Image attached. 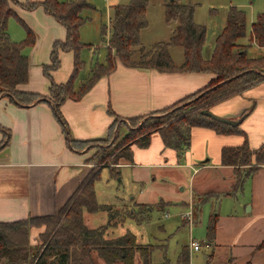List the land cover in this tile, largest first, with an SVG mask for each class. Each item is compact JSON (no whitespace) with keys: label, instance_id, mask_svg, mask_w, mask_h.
<instances>
[{"label":"trees","instance_id":"16d2710c","mask_svg":"<svg viewBox=\"0 0 264 264\" xmlns=\"http://www.w3.org/2000/svg\"><path fill=\"white\" fill-rule=\"evenodd\" d=\"M147 0H132L126 5L113 6L110 19V35L107 38V60L103 65H95L89 77L77 90L74 82L84 65L79 60V52L84 47L79 40V29L85 23L82 13L90 9L86 0L57 2L40 0L19 2L18 0H0V97L18 106H30L46 102L52 104L54 117L68 147L74 151L84 149L89 143H108L112 149L99 150L91 159L92 170L78 186L66 203L55 213L23 220L0 222V264H154L153 245H140L130 232L116 238H107L106 232L116 227L126 218L141 222L142 212L150 207L139 205L131 213L121 212L112 205L96 203L94 183L99 178V170L117 164L121 159L132 161L133 144L147 147L150 136L159 133L165 148L173 149L179 164L189 148L190 130L194 127L209 128L218 134H236L243 137V143L236 147H224L221 150V165L233 168V191L242 187L246 178L252 177L264 167V142L252 149L246 133L239 128L242 120L249 114L252 106L234 121L236 127L217 122L202 112H210V107L236 94L256 86L264 81V58L251 59L246 56L248 45H241L238 40L245 35V14L235 7L231 8L225 27L215 41L214 49L207 60L202 58V49L206 35L205 27L194 23V9L190 5L180 4L178 0H166V22H175L176 26L168 42H158L145 51L140 43V31L146 27L145 19ZM21 7L31 12L42 8L65 30L64 40H55L51 45L50 62L42 66V71L49 80L48 92L42 95L27 91L21 87L29 80V58L23 53L25 47L33 46L35 34L22 20L16 8ZM14 18L23 27L25 39L22 42L11 40L7 29L8 21ZM104 32V31H103ZM250 41L264 47V12L257 14L251 25ZM170 47H180L184 60L175 65L170 54ZM60 52L73 54V70L66 82L54 83L52 71L60 67ZM136 55V59L133 56ZM117 63L128 68L157 70L159 72L209 73L210 82L200 90L186 96L173 105L144 116L121 118L110 109L108 114L114 118L105 138L91 141L75 140L69 134L67 124L60 112V105L68 100L81 98L101 77L109 75ZM129 121L135 129L126 132L120 138L114 128L118 121ZM3 140L0 149L8 145L9 131L0 126ZM115 136V138H114ZM114 139V140H113ZM113 140V142H112ZM111 142V143H110ZM112 175L119 173L112 170ZM208 195H196L192 198V209L197 215L199 208L208 200ZM107 213V222L97 228L89 229L83 222V211ZM218 214H211L207 226V237L211 241L215 236ZM43 227L35 245L30 243V230ZM181 264H188L186 250L180 254Z\"/></svg>","mask_w":264,"mask_h":264},{"label":"crops","instance_id":"0c3cea01","mask_svg":"<svg viewBox=\"0 0 264 264\" xmlns=\"http://www.w3.org/2000/svg\"><path fill=\"white\" fill-rule=\"evenodd\" d=\"M17 12L24 13L18 10ZM50 17H46L47 23L53 21L59 25ZM59 27L49 44L48 52L46 51L47 56L43 55L40 60L38 59L40 66L49 64L52 43L65 38L64 28L60 25ZM253 44L260 50L264 49L256 43ZM249 48L250 45L245 50L248 58H264L263 55L257 57L248 55ZM59 58L60 67L51 72L52 80L57 84L66 82L73 70L71 52H60ZM38 60L35 65L38 64ZM31 62L29 59V80L21 88L45 95L48 92L49 80L40 73V77L33 84ZM80 72L74 82L75 90L89 77L85 69ZM212 77L213 75L209 73L159 72L154 69L128 68L117 63L116 68L108 76L98 79L81 98L68 99L59 109L73 139L79 141L102 139L107 136L114 121L108 114V109L123 119L144 116L169 107L200 90ZM251 106L249 114L242 120L239 128L246 133L250 147L255 149L264 142V81L213 104L210 112L221 118L237 120ZM0 126L10 134L8 145L0 149V222L23 220L57 212L92 170V166L86 161L87 155L84 150L74 151L68 147L50 103L40 102L24 107L0 97ZM2 140L3 134L0 132V141ZM242 143L243 137L240 135L218 134L209 128L194 127L190 130L189 148L182 163L179 164L176 152L165 148L159 133H153L146 148L131 146V162L121 159L117 164L99 170L98 173L107 171L110 178L117 179L119 183H122L120 176L127 172L125 184L139 187L137 194H131L124 200L119 199L117 205H104L115 206V209L124 212L129 208L137 210L139 205L151 208L160 201L168 202L154 195L153 197L150 190L164 182V176L176 168L192 170L190 177L192 180L190 184L188 183L190 198L186 203L192 204L196 191L194 182H197L198 189L204 191L209 188L213 174L219 171L228 174L227 177L226 175L222 177V181L234 180L233 168L221 165V150L224 147L240 146ZM113 169L119 173V177L112 175ZM260 171H264V167L258 170L259 173ZM258 172L252 176L253 180ZM254 189L256 194V188ZM260 213H264L263 209L255 207V203H252L243 216L227 220L226 226L221 218H218L215 236L209 244L212 253L205 258H209L211 264H264V217H259ZM85 214L89 216L95 213L83 211L84 225L93 229L85 224L87 219ZM124 221L118 223L116 227ZM222 223L223 226L220 225ZM116 227L108 229L106 237L110 232L113 235ZM227 230L232 233L228 232V235H225ZM42 231L41 227L30 230L32 245L37 243L38 235ZM150 245L154 246L152 252L154 264H181L180 254L183 250L176 261L171 263L166 257L163 242Z\"/></svg>","mask_w":264,"mask_h":264},{"label":"rangeland","instance_id":"374dc122","mask_svg":"<svg viewBox=\"0 0 264 264\" xmlns=\"http://www.w3.org/2000/svg\"><path fill=\"white\" fill-rule=\"evenodd\" d=\"M20 1L26 2L25 0ZM56 1L66 2L73 0ZM131 1L132 0H86L91 8L82 13V16L85 18V23L79 29V40L84 44V47L79 52V60L84 64L81 68L82 71L85 69L87 73H90L95 65H104L106 63L108 53L107 38L110 35L109 24L113 14V6L126 5ZM178 2L180 4L192 6L194 9V23L205 27L206 35L202 49L203 60L209 59L214 49L216 38L225 27L229 11L233 7L242 10L246 19L245 35L238 40V43L248 45V47L250 45L247 51L248 55L253 57L259 55L264 56V49L260 50L253 44L254 42L252 43L250 41L251 24L256 20L257 14L264 12V0H178ZM165 6L166 0H147L145 14L147 25L140 31V43L145 51L151 49L158 42H168L174 32L176 23L172 22L168 24L166 22ZM16 9L18 11H24V13L19 14V16L35 34L34 45L23 49V53L28 56L33 64L32 83L34 84L41 74L43 77H46L43 71L40 72V67L42 66H40L39 60L43 55L47 56L46 51L48 52L49 44H51L52 38L56 35L60 27L53 21L47 23L46 17L49 16L45 14L42 8L31 12L25 11L21 7H17ZM7 32L14 42L19 43L25 39L23 27L14 18L9 19ZM169 54L175 65L179 66L182 64L184 56L183 50L180 47H170ZM133 58L136 59V55H134ZM37 60L38 64L35 65L34 63H36ZM118 126L120 127L118 132V134H121L120 138L123 137L126 132L137 127L131 125V123L126 120L118 121L114 128V134H117ZM89 144L90 145L83 146L84 149H82L87 155L86 160H89V158L91 159L99 150L112 149L111 144L104 142H91ZM133 145L139 147L136 144ZM87 162L89 163V161ZM175 170H173V172H168L163 178L164 182L159 183L150 190L153 192H151L152 196L154 195L156 198L168 200V202L165 203L160 201L154 204L149 210L147 209L146 213L143 211L141 216L137 217L141 218L140 223L135 219L126 218L121 225L113 230V235L110 234V232L107 237H117L129 231L135 235L137 242L141 244H156L157 242H163L166 257L171 263L176 261L180 251L186 250L189 255L190 264H211V260L205 258V256L211 255L212 253V249L209 245L211 242L207 237V226L210 215L214 213L218 214V218H221L224 226H226L227 220L233 217L243 216L247 207H250L252 203H255V207H260L264 211V171L258 172L254 180L252 177L246 178L243 181L242 187L234 191L232 186L234 180L222 181V177L225 175V177H227L228 174L221 171L213 174V180L210 182L209 188H206L204 191H201L200 188L198 189V185L196 186L197 182H194L195 194H209V197L207 202L200 206L193 220V224L191 228H189L184 217L189 211L188 206L193 204V202L189 205L186 204L190 198L188 183L190 184L192 180L190 178L192 170L187 168H176ZM126 173L127 172H123V175L120 176L122 183H119L117 179H111L107 171H101L99 173V179L95 181L93 187L96 203L99 205H117L119 199L124 200L126 197L129 198L131 194H137L139 187L125 184V179L127 178ZM200 176H202V174H200ZM254 188H256V194ZM212 193H214V195H212ZM130 209L131 208H129V210H124V212L132 213L133 210H136L134 208L132 210ZM165 213L168 214L167 217H164ZM263 214L264 213H260L259 217H264ZM87 216L88 215L85 214L87 218L85 219V224L89 225L90 228L104 225L108 219L105 212H97ZM223 223L220 225L223 226ZM228 232H230V234L232 233V231L227 230L225 231V235H228ZM191 241L200 244V249L198 251H192L190 249ZM36 242H38V238ZM135 262L138 264V256H136Z\"/></svg>","mask_w":264,"mask_h":264},{"label":"built area","instance_id":"2783aa9c","mask_svg":"<svg viewBox=\"0 0 264 264\" xmlns=\"http://www.w3.org/2000/svg\"><path fill=\"white\" fill-rule=\"evenodd\" d=\"M167 216H168V214L165 213L164 217H167ZM184 220L188 224L189 228H191V225L193 224V220H194L192 205L189 206V211L185 214ZM190 248L193 251H198L200 249V244L198 242L191 241L190 242Z\"/></svg>","mask_w":264,"mask_h":264},{"label":"water","instance_id":"95a60500","mask_svg":"<svg viewBox=\"0 0 264 264\" xmlns=\"http://www.w3.org/2000/svg\"><path fill=\"white\" fill-rule=\"evenodd\" d=\"M202 113L205 116L211 118L212 120H215L217 122L224 123V124H227V125H230V126H233V127L238 126L239 123H240L239 121H234V120H229V119L221 118V117L216 116L213 113L208 112V111H203Z\"/></svg>","mask_w":264,"mask_h":264}]
</instances>
